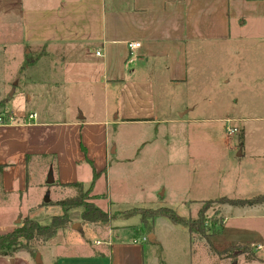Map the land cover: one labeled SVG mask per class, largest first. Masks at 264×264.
<instances>
[{"label":"rangeland","instance_id":"374dc122","mask_svg":"<svg viewBox=\"0 0 264 264\" xmlns=\"http://www.w3.org/2000/svg\"><path fill=\"white\" fill-rule=\"evenodd\" d=\"M112 1L108 3L113 5ZM129 3L130 0L120 2L124 6ZM17 22L16 12L0 9V91L8 88V95L15 87V79L23 76L19 71L24 60L11 46L15 39L10 35ZM262 25L249 22L238 28L226 46L209 50L202 44L194 58L188 57L185 82L165 83L164 69L154 66L156 61L160 66L165 61L153 60L147 74L156 81L152 96L159 108L158 116L172 115V103L194 106V111L179 123L130 121L110 125L108 167L91 193L99 195L95 204L112 213V219L85 222L81 209H74L65 226L69 231H58L51 243L38 242L35 253L21 248L11 256L0 255V264H113L111 248L106 243L109 236L112 243L127 244L133 243L134 236L139 237L136 240L144 246V264H216L221 254L231 257V262L253 264L254 260L242 255V244H231H264V202L240 206L216 200L264 194ZM7 44L10 47L2 50ZM38 71L40 68L36 69L40 77L50 75ZM72 91L75 89L67 90L68 100L59 102L61 107L74 108ZM85 92L88 98L82 109L88 118L100 116L106 107L111 119L116 116L120 104L117 91L110 90L106 96L98 89ZM230 127L238 129L231 133ZM29 168L28 192L6 196L0 187V232L8 226L16 229L26 218L48 224L54 215L63 212L57 202L77 194L75 186L49 183L50 171L37 161L30 162ZM92 168L86 161L79 166L85 190L92 181ZM212 200L215 202L210 203ZM206 206L209 208L203 213L209 225L224 217L223 232L214 234L213 227L220 231L218 223L206 235L190 232L164 217L153 223L149 220V226L141 228V215L127 217L137 210H146L147 214L154 208L171 207L196 220ZM75 224H80V229L74 228ZM220 247L233 250L218 252ZM248 252L256 251L252 247ZM38 254L41 262L37 261ZM257 254L264 257L262 251Z\"/></svg>","mask_w":264,"mask_h":264},{"label":"crops","instance_id":"0c3cea01","mask_svg":"<svg viewBox=\"0 0 264 264\" xmlns=\"http://www.w3.org/2000/svg\"><path fill=\"white\" fill-rule=\"evenodd\" d=\"M112 2L0 0V9L18 14L11 46L24 60L19 71L23 76L12 83L11 95L8 88L0 91V112L14 116L0 125V187L6 196L28 192L32 161L46 171L53 170L59 186L81 182L79 166L85 161L96 172L106 170L110 125L130 121L179 123L194 111V106L172 103V115L158 116L152 96L156 81L147 74L153 60L165 61L161 66L159 61L154 64L164 69L165 83L185 82L188 57L194 58L202 44L209 50L226 46L233 40V31L249 22H261L264 28V0H130L126 6L121 0ZM129 41L142 44L132 62L128 59ZM9 47L4 45L2 50ZM37 68L50 75L40 77ZM140 72L144 75H138ZM69 88L75 89V104L70 110L59 103L68 100ZM88 89H98L104 96L110 90L117 91L120 104L116 116L111 119L106 107L100 116L88 118L82 109ZM30 114L36 116L30 118ZM62 229L69 231L68 227ZM12 230L8 226L0 235ZM138 238L134 236L131 244L112 243L109 236L106 243L113 264H144V246ZM235 244L252 248L255 243L231 245ZM224 248H217L218 252ZM241 253L254 260L253 264H264L257 251ZM221 255L216 264L239 263Z\"/></svg>","mask_w":264,"mask_h":264},{"label":"trees","instance_id":"16d2710c","mask_svg":"<svg viewBox=\"0 0 264 264\" xmlns=\"http://www.w3.org/2000/svg\"><path fill=\"white\" fill-rule=\"evenodd\" d=\"M0 169L2 170L3 166H0ZM105 171L106 170L102 172ZM102 172H96L95 168H93L92 181L86 190L84 189V184L81 182L63 184L77 187V194L72 197L61 199L57 202V204L61 206L63 212L62 214L54 215L50 223L43 224L37 219L26 218L16 229L0 235V255L11 256L13 252L21 248L26 249L31 253H35V247L38 242L47 243L50 239L57 235L59 229L64 228L70 222V212L74 209H81V217L85 222H108L109 219H112V213L103 210L95 204L94 200L98 198L99 195H93L91 193L94 190L98 177ZM103 196L106 197L107 195L104 194ZM216 201L240 206L253 205L263 203L264 194L257 195L253 198H229L227 196H223ZM213 202L215 201H210V203ZM208 208L209 206L203 208L202 211L199 212V216L196 220H191L190 217L180 215L177 210L171 207L154 208V210L147 214L145 212L146 210H137L135 213L131 214V216L127 217L130 218L135 215H141V228L149 226V220L153 223L156 218L164 217L174 224L186 227L190 232L195 230L200 234L206 235V233L209 232L217 223L220 226V231L213 227V229H215L214 234L223 232L224 217H220L218 222H212V224L209 225V222L205 219V215L203 213ZM241 249L242 252L250 251L248 246L242 245ZM231 250H233V248L231 249L230 247H227L223 251L227 252Z\"/></svg>","mask_w":264,"mask_h":264},{"label":"built area","instance_id":"2783aa9c","mask_svg":"<svg viewBox=\"0 0 264 264\" xmlns=\"http://www.w3.org/2000/svg\"><path fill=\"white\" fill-rule=\"evenodd\" d=\"M142 46L141 42L139 41H129L128 42V50H129V55L128 59L129 61H134L136 57L137 50ZM99 54V52H97ZM36 115L35 114H30V118H34ZM14 119V116L12 114H6V113H1L0 112V125L6 124L9 121H12ZM238 128L236 127H230L229 130L231 133H235ZM147 237L144 236L143 239L145 240ZM253 249L255 251H262L264 252V244L262 243H255L252 245Z\"/></svg>","mask_w":264,"mask_h":264},{"label":"water","instance_id":"95a60500","mask_svg":"<svg viewBox=\"0 0 264 264\" xmlns=\"http://www.w3.org/2000/svg\"><path fill=\"white\" fill-rule=\"evenodd\" d=\"M49 183H54V176H53V170H50V177H49V180H48ZM49 201V197L47 196L46 198V202ZM74 228L76 229H80V224H75L74 225ZM37 261L38 262H41V258H40V254L37 255Z\"/></svg>","mask_w":264,"mask_h":264}]
</instances>
